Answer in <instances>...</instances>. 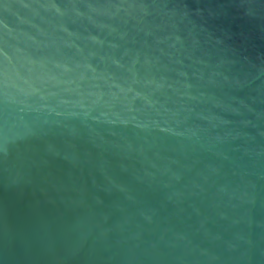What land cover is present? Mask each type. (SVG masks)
<instances>
[{"label": "water", "instance_id": "water-1", "mask_svg": "<svg viewBox=\"0 0 264 264\" xmlns=\"http://www.w3.org/2000/svg\"><path fill=\"white\" fill-rule=\"evenodd\" d=\"M0 264H264V0H0Z\"/></svg>", "mask_w": 264, "mask_h": 264}]
</instances>
